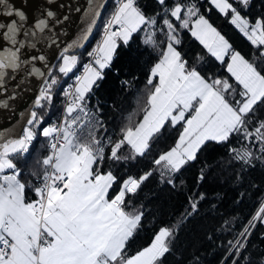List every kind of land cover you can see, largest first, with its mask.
<instances>
[{
  "label": "snow or ice",
  "instance_id": "6c2138e0",
  "mask_svg": "<svg viewBox=\"0 0 264 264\" xmlns=\"http://www.w3.org/2000/svg\"><path fill=\"white\" fill-rule=\"evenodd\" d=\"M254 2L206 0L207 13L215 10L247 39L252 50L246 55L198 0H154L152 11L140 0H113L100 38L76 74L82 63L76 53L101 16L100 0H87L89 22L71 42H61L56 32L62 19L52 10L54 0H0V108L30 78L38 83L31 106L21 113L25 122L18 130L0 128V264H164L205 194L189 195L167 221L154 218L151 235L134 246L147 215L138 196L151 177L183 187V180L177 184L180 173L209 144L227 145L228 160L220 163L239 164L238 180L244 169L264 165V12L250 16ZM185 32L204 49L194 62L181 51ZM138 33L154 61L136 107L109 132L89 96L117 49ZM206 57L219 62L225 75L205 72ZM57 96L60 114L46 122ZM162 138L172 143L155 151L151 167L117 175ZM211 167L204 162L198 182ZM237 220L224 219L219 229L231 239L217 246L218 264H264V248L249 247L264 226V195L238 231ZM176 260L205 264L198 250L180 251Z\"/></svg>",
  "mask_w": 264,
  "mask_h": 264
},
{
  "label": "trees",
  "instance_id": "16d2710c",
  "mask_svg": "<svg viewBox=\"0 0 264 264\" xmlns=\"http://www.w3.org/2000/svg\"><path fill=\"white\" fill-rule=\"evenodd\" d=\"M141 4L147 5V10L152 11L155 8L154 0H140ZM202 5V11L208 14L209 19L217 29L229 40L233 47L243 54L251 52V46L247 39L233 26L228 20L219 15L215 10L207 13L208 4L206 0H198ZM113 7V0H108L101 18L92 36L85 46L78 52L83 62L86 52L97 42L103 27L104 20L109 15ZM264 12L260 7V0H255L249 15L253 18ZM142 33L134 34L129 45L121 46L112 61L111 67L104 70V78L99 80L89 96V102L96 108L99 107L101 114L116 130L121 125L123 118L136 107V101L139 94L145 87L147 80V71L154 56L151 50H146L141 44ZM181 51L185 53V58L194 62L197 54L204 55V49L188 33L183 34V44ZM205 72L219 73L225 75L219 62L210 60L206 57ZM79 68V67H78ZM128 81V84H124ZM61 97L57 96L56 106L51 113L46 115V122L53 121L59 112ZM41 140L37 143L39 147ZM235 142V141H233ZM172 140L162 138L153 146V152L147 157L139 160L131 166L120 167L117 175L127 173L135 175L140 170H147L151 165L149 160L155 151L165 149ZM35 151V150H34ZM227 161V145L209 144L207 148L200 153L199 158L189 164L180 173L177 184L183 180L184 186L172 188L166 184L159 183L158 176L151 177L142 187L138 201L144 202L146 218L141 232L137 236L134 246L142 244L151 235L152 228L155 226L152 221L155 218L156 223L167 221L169 217L187 203V197L198 191L205 194V199L200 203V211L183 228L180 233L178 249L170 254L164 264H177L176 257L180 251L191 252L198 250L199 254L205 258V264H218L220 251L217 248L222 241L231 239L227 232L219 231L224 219L238 217L237 224L234 226L239 230L240 221L247 222V219L256 210L258 200L264 195V165L259 162L254 167L246 168L237 179L241 166L233 164L226 166L220 161ZM212 165L211 170L205 174L202 182L197 181L199 170L204 162ZM243 193V197H241ZM238 201H240L238 203ZM215 205V209H213ZM261 233H264V226H258L251 238L250 248H264V239H261ZM213 236V240L208 239ZM214 241V243H213Z\"/></svg>",
  "mask_w": 264,
  "mask_h": 264
},
{
  "label": "water",
  "instance_id": "95a60500",
  "mask_svg": "<svg viewBox=\"0 0 264 264\" xmlns=\"http://www.w3.org/2000/svg\"><path fill=\"white\" fill-rule=\"evenodd\" d=\"M107 1L108 0H100V3L105 7ZM34 3H45V0H34ZM60 5H63V7ZM87 6V0H54V4L51 6L52 10L62 19V23L56 26V32L59 34L61 42H71L80 34L82 29L87 26L89 20L84 15V10ZM77 8H79L80 11H77ZM65 16H67L66 20L63 19ZM100 18L94 26L89 38L96 29ZM37 89V81L34 78H30L29 81H26L16 90V98L8 101L9 106L7 108H0V128L13 127L17 130L19 129L20 125L25 122L21 113H26L27 109L31 106Z\"/></svg>",
  "mask_w": 264,
  "mask_h": 264
},
{
  "label": "built area",
  "instance_id": "2783aa9c",
  "mask_svg": "<svg viewBox=\"0 0 264 264\" xmlns=\"http://www.w3.org/2000/svg\"><path fill=\"white\" fill-rule=\"evenodd\" d=\"M101 33V32H100ZM100 38V37H99ZM90 39V38H89ZM99 40V39H98ZM97 40V41H98ZM97 43V42H96ZM95 43V44H96ZM94 44V45H95ZM93 47V46H92ZM92 49V48H91ZM90 49V50H91ZM89 50V51H90ZM87 61V58L83 61V62H86ZM83 62L81 63V65L79 66V68L76 70V74H79V72L80 71H82V65H83ZM68 83H71V79H68V81H67ZM89 104H90V107L93 109V110H95L96 109V107L93 105V104H91L90 102H89ZM60 113L58 112V114H57V116L59 115ZM101 116H102V118L106 121V123H107V127H108V130H109V132H112V131H114V130H116L112 125H110V123L104 118V116L101 114ZM57 118V117H56ZM55 118V119H56ZM54 119V120H55Z\"/></svg>",
  "mask_w": 264,
  "mask_h": 264
},
{
  "label": "rangeland",
  "instance_id": "374dc122",
  "mask_svg": "<svg viewBox=\"0 0 264 264\" xmlns=\"http://www.w3.org/2000/svg\"><path fill=\"white\" fill-rule=\"evenodd\" d=\"M76 54H78V53H76ZM79 55V54H78Z\"/></svg>",
  "mask_w": 264,
  "mask_h": 264
}]
</instances>
